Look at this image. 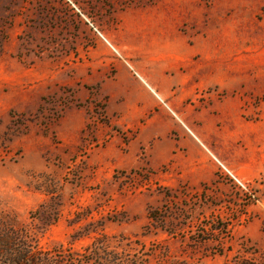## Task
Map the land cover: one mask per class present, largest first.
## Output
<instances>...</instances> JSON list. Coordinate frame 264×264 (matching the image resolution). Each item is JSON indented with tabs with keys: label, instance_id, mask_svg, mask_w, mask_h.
Wrapping results in <instances>:
<instances>
[{
	"label": "rangeland",
	"instance_id": "rangeland-1",
	"mask_svg": "<svg viewBox=\"0 0 264 264\" xmlns=\"http://www.w3.org/2000/svg\"><path fill=\"white\" fill-rule=\"evenodd\" d=\"M19 253L264 264V0H0V257Z\"/></svg>",
	"mask_w": 264,
	"mask_h": 264
},
{
	"label": "trees",
	"instance_id": "trees-1",
	"mask_svg": "<svg viewBox=\"0 0 264 264\" xmlns=\"http://www.w3.org/2000/svg\"><path fill=\"white\" fill-rule=\"evenodd\" d=\"M169 191V190H168ZM169 201V197H168ZM170 202V201H169ZM148 219L154 223L155 229L165 230L168 224V217L166 216H158L155 210H152L148 213ZM231 224H223L217 220L213 222V225H210L208 230L211 234H216L217 236L230 234ZM217 247H223V243L220 241H216ZM217 255L222 256V252H216ZM0 264H38V260L33 257L25 256L21 253L18 255H12L9 259H4L0 257ZM242 264V263H238Z\"/></svg>",
	"mask_w": 264,
	"mask_h": 264
},
{
	"label": "crops",
	"instance_id": "crops-1",
	"mask_svg": "<svg viewBox=\"0 0 264 264\" xmlns=\"http://www.w3.org/2000/svg\"><path fill=\"white\" fill-rule=\"evenodd\" d=\"M160 17L162 20H166V23H168L169 29L171 26L175 25V22L177 19L176 11H170L168 13H165L164 15H160ZM126 29H127L126 34L129 36V38L137 36L141 33V30L139 28L138 23H135L132 21L126 24ZM107 46H109V45H107Z\"/></svg>",
	"mask_w": 264,
	"mask_h": 264
},
{
	"label": "built area",
	"instance_id": "built-area-1",
	"mask_svg": "<svg viewBox=\"0 0 264 264\" xmlns=\"http://www.w3.org/2000/svg\"><path fill=\"white\" fill-rule=\"evenodd\" d=\"M91 27H92L93 31L96 32V34L100 37V39H101L102 41H104L107 45H109V46L112 48L113 51H115L114 48L112 47V45L110 44V42H109V41L103 36L102 33H100V32L98 31L97 28H95V27L93 26V24H91ZM137 77H138V79H139L142 83H144L146 86H148V85L145 83V81L143 80L142 77H140L139 75H137ZM156 97H157V95H156ZM233 179L236 180L235 178H233Z\"/></svg>",
	"mask_w": 264,
	"mask_h": 264
}]
</instances>
